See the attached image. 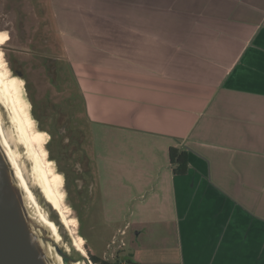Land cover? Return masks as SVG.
Masks as SVG:
<instances>
[{
	"label": "crops",
	"instance_id": "0c3cea01",
	"mask_svg": "<svg viewBox=\"0 0 264 264\" xmlns=\"http://www.w3.org/2000/svg\"><path fill=\"white\" fill-rule=\"evenodd\" d=\"M52 7L95 127L139 137L148 162L171 147L189 153L186 175L165 158L162 176L129 180L142 197L108 211L115 233L120 221L131 233L127 264H264V0ZM134 200L136 213L124 204ZM150 225L156 251L145 244Z\"/></svg>",
	"mask_w": 264,
	"mask_h": 264
},
{
	"label": "rangeland",
	"instance_id": "374dc122",
	"mask_svg": "<svg viewBox=\"0 0 264 264\" xmlns=\"http://www.w3.org/2000/svg\"><path fill=\"white\" fill-rule=\"evenodd\" d=\"M20 7L21 10H19ZM41 8L45 10V13L41 14V19L49 21V25L46 26V31L52 38V43L58 39L63 41L65 38L64 33L61 31L60 24L55 19L57 18L56 16H60V12L58 9H53L52 0H42L41 2L38 0H0V74L3 75L4 78H17L19 96L33 120V130H35L37 136L43 141L38 145V148L40 150V146H42V149L45 150L46 160L51 163V169L61 180L58 187L63 195V204L66 208L68 220L70 221L71 232L62 222L59 211L56 210L54 205L49 201L42 187L36 184L37 180H35L36 175L32 159L28 154L26 144L19 139L20 134L2 98H0V125L2 133L8 140L7 144L13 152L17 165L26 178V184L28 188H30V192L42 199L41 207L39 208L41 213L47 214L46 216L49 220L48 224L54 234L55 247L61 249L64 253L61 255V258L66 264H92L93 262L90 261V258L83 256L82 253L76 249L72 233H74L75 236H83L91 253L101 257L106 249L107 242L112 236V224L107 223L106 218L108 211L114 209L113 204L116 206V202H119L117 206L122 207L124 197H127L129 200L132 195L135 197L143 196L142 189L134 185L133 182L130 183L129 180L141 176L149 178L151 177L149 173L162 176V173L167 171L165 167L169 166V163H167L169 159L168 157L166 158L165 155L158 153L157 160L148 162L146 161L147 154H144L143 157L137 151L139 147L138 143H141V146L144 143L139 137L115 139L109 134L111 131L110 129L100 128L98 130L97 126L95 127L93 124V130L95 131L92 135V139L89 141L91 142L89 154L93 158V168L94 173H96L97 183L94 198L89 202L90 206L80 211L82 213V225L80 229L81 233H79L78 208L80 201L74 193V185L71 177L67 180L65 174L69 171L67 164L72 163L77 154L70 155V159L68 160L64 158V153L61 154L57 152L58 149L55 143H53V141H55L54 138L52 142L49 140L48 135L43 129L44 127L40 124V119L34 115L36 103L40 101L42 97H46L47 94L50 93V90L51 94L54 95L57 92L56 87L52 86L50 79L47 78L44 67H42L38 61L33 60V55L29 53L31 43H35V38L39 33L38 11ZM20 21L25 22L26 33L28 34L26 38L18 34L20 32L18 31V23ZM69 39L75 40V38ZM50 49L54 50V46L52 45ZM15 58L23 65L21 68L22 71L20 72L22 73V77L19 76L18 72L13 71L12 64ZM71 92L72 90H68L65 96L69 95ZM75 92L80 98V88L77 87ZM85 121H83V123L90 134L92 127ZM40 151L42 153V150ZM146 162L148 163L146 164ZM131 202L132 203H124L126 206H129L128 210L133 213L139 212L140 201L134 200ZM149 230V232L144 234L146 240L145 244L151 245L152 247L150 248L156 251L158 247L154 246V244L159 240L158 237L160 235L158 231L155 232L156 229L154 225H150ZM63 232L65 233L64 235ZM160 233L163 237L170 236L165 229ZM130 237L131 233L129 232L126 236L127 255H130L133 250L129 242ZM168 244L165 245L169 248L170 246ZM171 250L172 248L169 251L171 252ZM163 253L164 251L156 252L158 256L163 255ZM166 253L169 252L166 251Z\"/></svg>",
	"mask_w": 264,
	"mask_h": 264
},
{
	"label": "flooded vegetation",
	"instance_id": "af4514ba",
	"mask_svg": "<svg viewBox=\"0 0 264 264\" xmlns=\"http://www.w3.org/2000/svg\"><path fill=\"white\" fill-rule=\"evenodd\" d=\"M38 1L41 2L42 0ZM19 10H21V7ZM38 12L39 33L35 38V43H31L29 53L33 55V60L38 61L44 67L47 78L50 79L51 85L56 87L57 92L54 95L51 94L50 90V93L46 97H42L36 103L34 115L40 119V124L44 127L43 129L48 135L49 140L52 142L54 138L55 141L53 143H55L58 149L57 152L64 153V158L68 160L70 159V155L77 154L74 161L67 164L69 171L65 174L67 180L71 177L74 193L80 201L78 227L79 233H81L82 213L80 211L90 206L89 202L94 198L97 183L96 173H94L93 168V158L89 154L91 143L89 141L92 139L95 131L93 130L94 123L85 111L82 98L76 95L75 89L79 88V86L74 69L69 63L66 50L64 49L63 41L58 39L52 43V38L46 31L49 21L41 19V14H44L45 10L41 8ZM18 31H20L18 34H21V37L26 38L28 36L24 21L18 23ZM52 45L54 46V50L50 49ZM19 52L22 53L21 51ZM12 67L13 71L18 72L19 76L22 77V73L20 72L23 65L20 64L17 58L13 61ZM68 90H72V92L65 96ZM83 121L92 127L90 134ZM106 216L107 223H110L108 214ZM123 222L120 221L116 233L113 227H111L112 236L107 242L106 249L101 257L91 253L85 238L82 236L84 247L88 253L87 258H90V261L93 262L92 256H95L109 264L129 263L126 251V236L128 232L126 230L127 226Z\"/></svg>",
	"mask_w": 264,
	"mask_h": 264
},
{
	"label": "water",
	"instance_id": "95a60500",
	"mask_svg": "<svg viewBox=\"0 0 264 264\" xmlns=\"http://www.w3.org/2000/svg\"><path fill=\"white\" fill-rule=\"evenodd\" d=\"M2 138L6 139L0 125V264H56L52 252L64 253L55 247L53 231L41 219L42 199L33 194L35 203L30 196Z\"/></svg>",
	"mask_w": 264,
	"mask_h": 264
},
{
	"label": "bare ground",
	"instance_id": "6f19581e",
	"mask_svg": "<svg viewBox=\"0 0 264 264\" xmlns=\"http://www.w3.org/2000/svg\"><path fill=\"white\" fill-rule=\"evenodd\" d=\"M16 79L17 78H12V77L4 78L3 75L0 74V87H1L0 98H2L3 102L8 107L14 125L20 134L19 139L26 144V147L28 149V154L32 159V164L35 169V175H36L35 180H37L36 184H39L42 187L49 201L54 205L56 210L59 211L62 222L64 223L65 226H67V228L70 229L71 232L72 230H71L70 221L68 220L67 212L65 210L66 208L63 204V195L61 194V191L59 190L58 187L59 183H61V180L57 176V174L54 173L53 170L51 169V163L48 160H46L45 150L42 149V146H40V150H42L41 153V151L38 148V145L43 141L39 136H37L35 130H33L34 129L33 120L28 110L25 108L21 97L19 96V85ZM4 140H7V138L3 139V142L7 144ZM10 156L12 161L16 163L14 159V155L12 156L11 154ZM19 174H21L20 176L21 182L26 187V189H28L25 180L26 178L25 176H23L24 174L22 172L21 173L19 172ZM29 193L30 196L34 199L35 203H37L36 198L34 197L32 192L29 191ZM46 215L41 213L40 216L44 223V226L51 229V227L48 224L49 220L47 219ZM72 235L74 237V245L76 246V249L79 252H81L83 256L87 257L88 254L84 247L83 238L78 235L75 236L74 233H72ZM52 256L56 264H66V262L62 260L61 256L58 253L52 252Z\"/></svg>",
	"mask_w": 264,
	"mask_h": 264
},
{
	"label": "trees",
	"instance_id": "16d2710c",
	"mask_svg": "<svg viewBox=\"0 0 264 264\" xmlns=\"http://www.w3.org/2000/svg\"><path fill=\"white\" fill-rule=\"evenodd\" d=\"M169 161L174 175L184 176L189 169V153L185 149L171 147L169 150ZM95 264H109L101 261V259L92 256Z\"/></svg>",
	"mask_w": 264,
	"mask_h": 264
}]
</instances>
